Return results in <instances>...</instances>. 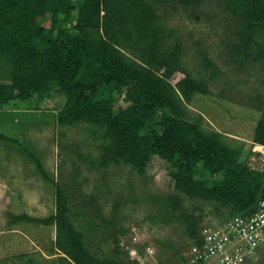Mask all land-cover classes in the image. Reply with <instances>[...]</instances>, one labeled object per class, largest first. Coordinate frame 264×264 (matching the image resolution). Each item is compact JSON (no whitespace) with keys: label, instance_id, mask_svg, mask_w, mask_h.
<instances>
[{"label":"trees","instance_id":"trees-1","mask_svg":"<svg viewBox=\"0 0 264 264\" xmlns=\"http://www.w3.org/2000/svg\"><path fill=\"white\" fill-rule=\"evenodd\" d=\"M202 1L0 0V113L13 104L15 115H51V108L42 110L40 105L60 97L64 106L55 116L58 126L84 125L97 142L95 160L80 157L92 170L126 166L145 177L159 159L170 164L177 193L213 203L218 216L223 208L230 211L222 224L253 215L264 201V172L243 163L242 150L223 135L205 131L188 117L195 97L211 95L210 83L219 79L220 71L205 57L210 78L193 76L183 65L184 46L177 31H168L159 13L182 6L196 19ZM216 1L236 28L234 41L227 44L230 63L239 71L264 63V0ZM178 74L185 78L173 85ZM256 100L257 110L264 111V96ZM31 101L33 108L17 110V104ZM255 126L253 142L264 147V116ZM0 144L22 148L55 192L51 217L11 216L10 225L55 227L53 251L62 255L56 264H126L119 260V249L103 260L93 254L87 240L98 228L78 227L67 189L49 177L35 154L1 133ZM120 209L116 205L114 215ZM197 210L199 216L188 213L179 197H168L154 216L164 225L179 223L192 246L200 247L205 217ZM101 227L118 226L112 220ZM126 233L114 232L116 246L117 237ZM176 254L172 263L184 264L186 258Z\"/></svg>","mask_w":264,"mask_h":264},{"label":"rangeland","instance_id":"rangeland-1","mask_svg":"<svg viewBox=\"0 0 264 264\" xmlns=\"http://www.w3.org/2000/svg\"><path fill=\"white\" fill-rule=\"evenodd\" d=\"M159 13L164 16L167 30L177 31L184 46L183 65L193 76L210 78V72L204 69L205 57L220 71L219 79L210 83L211 95L195 97L188 106L189 120L199 123L207 132L223 135L232 147L242 150L243 163L264 172V147L253 142L255 122L264 116V111L257 110L256 100L257 96H264V63L242 71L230 63L227 44L234 41L236 28L216 0L202 1L196 19H192L191 9L182 6L174 10L169 6ZM184 78L178 74L172 84ZM34 105L35 101H31L17 104L16 108L24 112ZM13 106L0 113V133L19 141L23 148L35 154L49 177L67 189L78 227L84 230L92 224L98 228L97 235L89 236L87 244L102 260L113 256L117 249L119 260L126 264H160L161 261L173 264L177 252L183 257L190 255L192 243L183 227L179 223L164 225L154 216L168 197H179L184 210L196 216L201 214L197 208L202 209L205 217L202 228L223 226L222 219L230 213L223 208L218 216L213 203L193 201L177 193L169 175L170 164L159 159L150 164L145 177L126 166L113 167L107 172L92 170L80 157L95 160L97 142L84 125L58 126L55 116L64 106L60 97L40 105L42 110L51 108V115H15ZM116 205L121 209L114 215ZM55 211L53 185L44 180L22 148L0 144V264H28L31 260L32 264H56L62 255L53 251L55 227L10 225L11 216L45 219ZM78 214L84 218L79 219ZM112 220L117 228L102 229L103 223ZM119 229L127 233L117 237L116 246L112 236Z\"/></svg>","mask_w":264,"mask_h":264},{"label":"built area","instance_id":"built-area-1","mask_svg":"<svg viewBox=\"0 0 264 264\" xmlns=\"http://www.w3.org/2000/svg\"><path fill=\"white\" fill-rule=\"evenodd\" d=\"M202 246H192L184 264H261L264 261V201L251 216H237L220 227L205 226Z\"/></svg>","mask_w":264,"mask_h":264}]
</instances>
